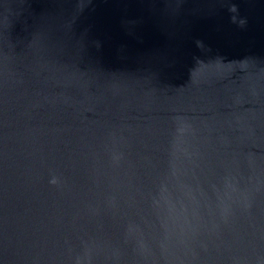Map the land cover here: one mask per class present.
Wrapping results in <instances>:
<instances>
[{"label": "water", "instance_id": "water-1", "mask_svg": "<svg viewBox=\"0 0 264 264\" xmlns=\"http://www.w3.org/2000/svg\"><path fill=\"white\" fill-rule=\"evenodd\" d=\"M0 264H264V0H0Z\"/></svg>", "mask_w": 264, "mask_h": 264}]
</instances>
